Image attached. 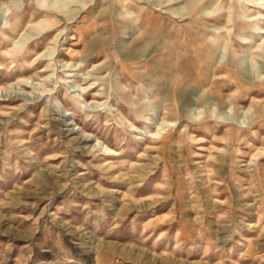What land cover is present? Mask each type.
<instances>
[{"label": "rangeland", "instance_id": "374dc122", "mask_svg": "<svg viewBox=\"0 0 264 264\" xmlns=\"http://www.w3.org/2000/svg\"><path fill=\"white\" fill-rule=\"evenodd\" d=\"M262 14L0 0V264H264ZM163 24L227 53L179 72Z\"/></svg>", "mask_w": 264, "mask_h": 264}, {"label": "bare ground", "instance_id": "6f19581e", "mask_svg": "<svg viewBox=\"0 0 264 264\" xmlns=\"http://www.w3.org/2000/svg\"><path fill=\"white\" fill-rule=\"evenodd\" d=\"M169 2H172V1H176V0H168ZM171 8L177 12L178 14H184L187 12V10H190L191 9V4H190V1L187 2V4L185 6H182L180 8H177L175 9L174 8V5L172 4ZM245 9L246 11L249 10V7L245 4ZM216 11V9H212V12L214 13ZM233 11V10H232ZM216 14V13H215ZM124 15V14H123ZM212 15V14H211ZM233 13L232 15H230L228 18V22H232L233 21V18H232ZM262 17L258 19V21L260 22L262 19H264V14L261 15ZM119 17V16H118ZM126 18V17H125ZM132 19V18H131ZM125 20V19H124ZM202 21V20H200ZM207 23V22H206ZM222 23V22H221ZM248 23V22H247ZM128 24V23H127ZM165 24H163L162 26H159V30L156 31L153 35H155L156 37L154 39H152L151 41L154 40V42H160L159 44H164V46L166 47H171V55H172V58H174L176 61H175V65L176 68L178 69L179 72H181L183 70V65L181 63V61L185 58H182V55H183V51H185L187 53L186 50L184 49H188L189 50H192V54L193 56H197V55H200V56H204V57H207L209 59L212 60V62H214L216 60V57H217V54H219L220 51L224 50V53H227V40L225 39L224 35L223 34H220L219 35V40H220V43H217V44H211L209 47H205L204 48V44H205V40L204 39H200L199 36H197L198 34H194L192 32L191 29H188L185 34H180V36L182 37V39H179L177 38V36L173 33H170V35L168 36L169 38H167V36L162 33L161 30H163L165 28ZM244 26V27H242ZM241 28H243V30H247L249 28H254L255 27V24H252V23H249V24H246V25H241L240 26ZM258 28H261V27H258ZM263 29V28H261ZM146 31L145 30H140L139 31V35L136 37V40L138 39V37L142 34V33H145ZM262 33H264V29L261 30ZM28 35V34H27ZM172 35V36H171ZM175 35V36H174ZM174 36V37H173ZM166 37V38H165ZM217 38V37H216ZM222 42L225 43V46L222 47ZM183 44L180 46V44ZM102 44V41H99V40H95L93 42V45L94 46H99ZM177 46H180V51L178 52V47ZM229 48V46H228ZM231 49V47H230ZM201 53H203L204 55H201ZM177 57L178 58V61H177ZM184 57V56H183ZM231 57V56H230ZM188 58H189V55H188ZM241 58V57H240ZM192 61V59H191ZM228 61V60H227ZM187 63H185V66H186ZM226 64V62H225ZM231 64V62H230ZM239 66H241V62H239ZM244 72V71H243ZM176 78V77H175ZM213 92V91H212ZM3 93V92H2ZM12 93V91H11ZM17 93V92H16ZM17 95H21V93H17ZM25 96V94H24ZM78 101V100H77ZM197 108V107H196ZM68 113V112H67ZM109 149V148H108Z\"/></svg>", "mask_w": 264, "mask_h": 264}]
</instances>
